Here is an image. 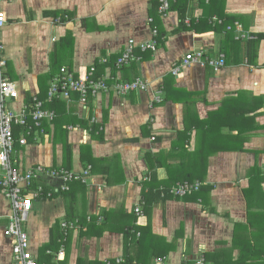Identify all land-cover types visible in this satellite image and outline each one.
I'll return each mask as SVG.
<instances>
[{
    "label": "crops",
    "instance_id": "0c3cea01",
    "mask_svg": "<svg viewBox=\"0 0 264 264\" xmlns=\"http://www.w3.org/2000/svg\"><path fill=\"white\" fill-rule=\"evenodd\" d=\"M154 1L160 6L159 0H16L1 6L5 76L18 91V99L8 103L14 111L31 98L48 102L52 81L45 76L57 75L53 55L76 77L94 66L98 77L140 78L147 84L144 92L101 94L86 108L76 95L70 102L58 99L65 119L72 120L59 124L71 147L66 170L89 169V174L64 195L55 192L58 182L47 179L54 196L33 202L25 230L38 264H120L128 244L136 264H153L157 257H165V264H194L201 255L208 264H229L249 254L244 246L264 244V183L262 190L249 191L250 173L264 177V39L250 52L247 45L264 35V0H212L206 17H239L234 25L252 37L240 41L228 37L221 22H203L208 0L204 6L200 0L187 2L183 23L176 0H168L164 15L152 7ZM154 26L159 44L142 52L139 47L152 39ZM131 39L137 60L117 69L115 62ZM199 49L209 58L224 55L225 65L218 71L182 65ZM175 67L178 75L172 73ZM53 122L43 121L26 145L14 146L15 167L23 172L35 166L64 168L62 132ZM190 181L201 189L154 203L163 186L166 191ZM9 212L0 195V264L11 263L2 232ZM64 221L81 227L65 236ZM132 236L137 246L131 245ZM60 243L62 256L59 249L51 255L45 251Z\"/></svg>",
    "mask_w": 264,
    "mask_h": 264
},
{
    "label": "built area",
    "instance_id": "2783aa9c",
    "mask_svg": "<svg viewBox=\"0 0 264 264\" xmlns=\"http://www.w3.org/2000/svg\"><path fill=\"white\" fill-rule=\"evenodd\" d=\"M16 0H0V31L6 24V15L2 11L3 3H11ZM159 11L164 15L169 10L168 0H159ZM215 20V18H213ZM236 39L248 40L252 38L250 35L244 34L242 29L236 24ZM157 31L152 30V39L149 42L142 43L140 50L155 51ZM135 45L133 40H129L119 58L115 62V67L121 69L128 66L131 62L137 60L133 51ZM3 45L0 40V195L9 203L10 212L7 218V224L3 229V237L9 241L11 252L10 264H38L36 257L29 249V236L24 228L27 223L29 214L33 207L34 201L49 200L54 196L53 191H49L46 184L47 179L54 180L59 183L55 189L56 193L65 194L70 191V185L74 182H84L89 174V169L77 174L73 171L64 168H47L35 166L28 171H22L15 167L12 161L15 140L13 130L15 127L26 129L25 136H22L18 141L20 145H26V138L35 129L41 130L43 121L53 122L55 113L43 109L42 102L36 98L32 101V107L24 106L19 111H14L8 105L9 102H15L18 99V91L15 85L5 76L6 61L2 54ZM106 63V59L101 60ZM189 63H197L204 67H209L214 71H218L225 65L224 55H219L216 58H209L202 49L188 53L182 65ZM96 69L91 66L83 75L76 77L72 71L66 67H62L59 73L55 75L48 90V100L53 98H63L70 102L71 95H76L78 104L86 108L88 103L101 94L114 93L117 96H124L132 92H144L147 90V84L140 78H135L132 81H117L113 76L101 77L95 79ZM179 68H173V75L179 74ZM155 102H160V93L157 92L154 97ZM31 120L32 124H29ZM92 123L94 118L91 119ZM201 187L199 182H184L177 184L170 190V194L175 198H184L193 193H196ZM135 214H141L139 207L135 209ZM102 218H99L101 221ZM88 221H90L88 219ZM81 227L78 222L64 221L61 223L63 234L66 236L68 231L75 230ZM64 246L61 243L58 254L62 256ZM48 254H51L48 251ZM165 257H157L153 264H165ZM122 260L117 259V263ZM105 264H111L110 261H105ZM194 264H208L203 259L202 255L194 260Z\"/></svg>",
    "mask_w": 264,
    "mask_h": 264
},
{
    "label": "trees",
    "instance_id": "16d2710c",
    "mask_svg": "<svg viewBox=\"0 0 264 264\" xmlns=\"http://www.w3.org/2000/svg\"><path fill=\"white\" fill-rule=\"evenodd\" d=\"M189 1L190 0H176V3L179 4L182 7V9L180 10V11H182L180 13V16H181L180 22L181 23H183L185 21L184 12H185L186 4ZM204 1L205 0H200V2H202L201 4H203V6H204V3H203ZM152 5H153L152 7L154 9H157V7H159V6H157V4H155V1L152 2ZM213 6L214 5L212 3V0H208V4L206 6L207 8H204L203 9V13H202V15L205 18H207L208 20L205 19L203 22H208L209 24H215V26H216L217 23L221 22L220 25H219L221 27V30L225 31L226 34L228 35V37H230L232 40L236 39V28H235L234 23H238V22H236V20H238L239 17H232V16L219 17V15H217L219 17V19H221L220 21L218 19H216V18H215V20H213V17H211L212 16L211 14H208V16L206 17L207 9L209 10ZM151 15H152V12H151ZM154 20H155V18H154ZM193 21L194 20H191V25H192ZM198 22H201V20H199ZM154 28L157 31V36L155 38V40H156L158 38V36H159L158 27L154 26ZM216 30H217V28H216ZM255 38H256L255 41H249L247 43L248 48H249V52H250V48H252V47L256 48V45H257L258 41H261V40L264 39V35L256 36ZM236 40L240 41L241 39H236ZM157 44H159V42ZM60 45H61V43L59 45H57V46L60 47ZM57 50H58V48H57ZM51 67H52L53 70H55L56 74H58L60 68H62L61 62L59 61V59L57 58L56 55H53V58L51 60ZM51 77H52V79H51ZM54 77H55V75L53 76V73H51V75H49V76H45L46 80L50 81V83H51V81L53 80ZM94 77H95V79H100L101 78V77H98L96 75ZM36 99L38 101L42 102V106H43L44 110H49L50 109V110H54L55 112H57V114L54 112L55 116L57 117V118L55 117L54 122H53L55 127L56 126L59 127V124H61V127H62V125L65 127V126H68L69 124L72 123V120H70V119L66 120L65 119V117L67 118L68 116L65 115V113H64V105H63L62 101L58 100L57 98H53L51 100H48V102H47L45 98H42L40 96L37 97ZM32 101H33V99L31 98L29 100V105L27 106V107H29V109L33 105ZM57 109H59V111ZM29 124H32L31 120L29 121ZM59 129L62 132L61 133L62 134V139L60 141L63 144V148H64V150H63V153H64L63 154L64 155V168L68 169L70 167V161H71V147L66 143V134L67 133L64 131V129L62 130L60 127H59ZM37 130L38 129H35L33 127V130L30 133V135L34 131H37ZM94 130L96 131L97 129H94ZM25 133H26V129H24V128H20V127H15L14 128L13 135H14L15 145L18 143L20 138H22V136H25ZM30 138H31V136L28 138L29 141L31 140ZM254 172L256 174L255 176L252 173L249 174V187H250L249 191L254 190L255 188L258 189V190H262L261 186L264 183V177L261 176L259 171H254ZM174 182H176V181H173L172 183H174ZM172 183H169V184L173 185ZM191 183H193V181ZM177 184H181V183H177ZM177 184L173 185V187L176 186ZM173 187H171V188H173ZM163 188L164 189L162 191L156 192L157 193L156 196H157L158 199L156 201H154V203L157 202V201L165 200V198L172 197L171 194H170L171 188L166 189V191H165L166 187L163 186ZM151 194H153V193H151ZM193 194H191V195H193ZM245 194H246V192H245ZM153 196L155 197V195H153ZM147 199L148 198H146V200ZM252 232H254V231H252ZM263 235H264V233H263ZM53 242H55V241H53ZM60 242H61V239H60ZM139 243H141V241ZM131 245L137 246V243L135 242V236L131 237ZM60 246H61V243L60 244H56V247L52 246V244H51L45 249V251L49 250V251H52V253H57V251L60 248ZM129 246H130V244H128V249H127V252H126L125 260L122 263H120V264H136L134 259L131 258V254H130L131 249H130ZM244 247H245V252H247L249 254L247 256L244 255V254L242 256V254H241L237 258L236 261H230L229 264H264V244H263V242L257 243L255 245H246ZM241 250L243 251V249H241ZM260 250L262 251L261 254H259ZM243 257H245V258H243ZM37 262H38V260H37ZM41 263L42 264H46L44 262H41ZM77 264H103V263H99V262H95V263L86 262L85 263L84 261L79 260L77 262ZM111 264H113V263H111ZM214 264H218V263L214 261Z\"/></svg>",
    "mask_w": 264,
    "mask_h": 264
},
{
    "label": "rangeland",
    "instance_id": "374dc122",
    "mask_svg": "<svg viewBox=\"0 0 264 264\" xmlns=\"http://www.w3.org/2000/svg\"><path fill=\"white\" fill-rule=\"evenodd\" d=\"M26 226H27V223H26V224H24V228H26ZM26 230H27V228H26Z\"/></svg>",
    "mask_w": 264,
    "mask_h": 264
}]
</instances>
